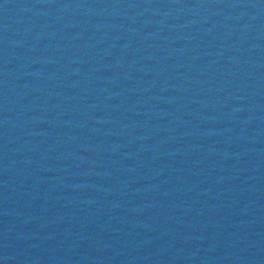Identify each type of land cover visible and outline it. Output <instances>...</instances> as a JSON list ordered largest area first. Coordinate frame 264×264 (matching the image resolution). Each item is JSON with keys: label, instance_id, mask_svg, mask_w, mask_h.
I'll list each match as a JSON object with an SVG mask.
<instances>
[{"label": "water", "instance_id": "water-1", "mask_svg": "<svg viewBox=\"0 0 264 264\" xmlns=\"http://www.w3.org/2000/svg\"><path fill=\"white\" fill-rule=\"evenodd\" d=\"M0 264H264V0H0Z\"/></svg>", "mask_w": 264, "mask_h": 264}]
</instances>
